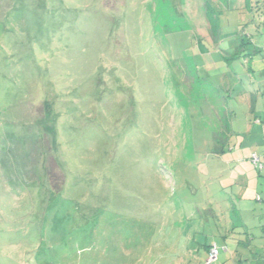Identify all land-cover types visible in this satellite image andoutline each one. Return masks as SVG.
<instances>
[{"label":"rangeland","instance_id":"374dc122","mask_svg":"<svg viewBox=\"0 0 264 264\" xmlns=\"http://www.w3.org/2000/svg\"><path fill=\"white\" fill-rule=\"evenodd\" d=\"M258 90L264 0H0V264H236Z\"/></svg>","mask_w":264,"mask_h":264},{"label":"crops","instance_id":"0c3cea01","mask_svg":"<svg viewBox=\"0 0 264 264\" xmlns=\"http://www.w3.org/2000/svg\"><path fill=\"white\" fill-rule=\"evenodd\" d=\"M246 93L248 94V91H246ZM257 95H261V97L264 96V91L261 90V92L259 94L253 93V96H252L253 99L251 100V111L252 112H259V115L264 117V109L261 111H257V107H255ZM262 120L264 121V119H262L260 117V119L258 118V120H256V122L259 125H261ZM262 131H261V133L263 134ZM231 152H232V150H231ZM252 154H254V153H252ZM261 159H262V157H261ZM238 175H241V174H238ZM262 215L264 217V211H263ZM261 224H264V220L261 221ZM260 226H264V225H260ZM261 230H262V232L259 233L258 236L251 234V233H246L247 237L245 238V240H246V242H248V244L244 246L246 254L241 253L240 255H238L239 259H238L236 264H264V227ZM248 239H250V240L248 241ZM214 244L216 245V243H214ZM241 245L242 244L236 245V249H238ZM252 245L254 246V252L253 253L248 251V249H249L248 246L251 247Z\"/></svg>","mask_w":264,"mask_h":264},{"label":"trees","instance_id":"16d2710c","mask_svg":"<svg viewBox=\"0 0 264 264\" xmlns=\"http://www.w3.org/2000/svg\"><path fill=\"white\" fill-rule=\"evenodd\" d=\"M213 28V27H212ZM255 53H259V51L258 50H256L255 51ZM259 92L258 93H260L261 92V90H258ZM233 132V131H232ZM224 141H225V145H227V140L226 139H224ZM219 153L220 154H224V148L223 149H219ZM255 154V153H254ZM253 155V154H252ZM252 155L250 156V160H251V162H252V164L254 165V167L256 168V169H258L259 171H261L262 170V168H263V164H262V162H261V156L260 155H257V154H255L258 158H259V162L257 163V164H254L253 163V161H252ZM51 181L52 180H50V184H51V186H52V183H51ZM52 188H53V186H52ZM249 233V232H248ZM230 240H232V241H235L233 238H229ZM250 239H248V241H249ZM239 244H241V241H237V245H239ZM213 247H216L217 248V250H218V256H219V254H220V250H219V248L214 244V243H212V245L210 244V245H206V250H207V253H208V257H209V252H210V250L213 248ZM248 251L249 252H254V246L252 245L251 247L250 246H248ZM218 256H217V258H218ZM216 260V259H215ZM215 260H213V261H215ZM213 261H209L208 262V260H207V264H209V263H212Z\"/></svg>","mask_w":264,"mask_h":264},{"label":"built area","instance_id":"2783aa9c","mask_svg":"<svg viewBox=\"0 0 264 264\" xmlns=\"http://www.w3.org/2000/svg\"><path fill=\"white\" fill-rule=\"evenodd\" d=\"M252 161L254 164H257L259 162V158L255 154H253ZM217 256H218V250L216 247H213L209 252L208 262L215 260Z\"/></svg>","mask_w":264,"mask_h":264}]
</instances>
